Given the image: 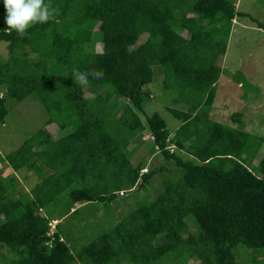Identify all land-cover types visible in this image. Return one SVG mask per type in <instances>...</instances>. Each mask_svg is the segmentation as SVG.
Here are the masks:
<instances>
[{"label": "trees", "instance_id": "obj_1", "mask_svg": "<svg viewBox=\"0 0 264 264\" xmlns=\"http://www.w3.org/2000/svg\"><path fill=\"white\" fill-rule=\"evenodd\" d=\"M51 3L58 9L55 17L34 24L23 38L6 31L1 21L6 16H0L7 55L0 62V124L8 98L20 102L30 96L48 114L44 126L55 112L62 133L52 139L39 129L13 152L0 155L2 169L37 177L27 198L16 194L14 174L0 173V246L13 257L0 255V264H188L192 259L237 264L245 250L253 253L247 257L255 264L264 252V139L244 131L236 113L230 117L234 127L206 116L214 84L225 73L215 63L224 53L216 36L228 33L227 22L249 15L236 11L235 0ZM97 38L100 52L94 51ZM73 69L103 70L104 77H89L90 85L82 87L73 80ZM155 80L180 94L187 106L185 112L165 107L182 121L173 131L156 112L144 122L140 118ZM116 98L125 104L118 105ZM144 131L146 136L129 146ZM146 140L163 162L139 174L143 163L132 155ZM246 159L256 165L247 168ZM155 175L159 190L152 195ZM125 189L148 194L99 235L92 230L98 221L84 223L80 229L88 236L74 238L82 241L78 249L69 244L68 218L80 220L81 207L95 212L96 205L109 215L116 193ZM55 215L67 220L48 235V222L60 218ZM159 228L161 238L155 235Z\"/></svg>", "mask_w": 264, "mask_h": 264}, {"label": "rangeland", "instance_id": "obj_2", "mask_svg": "<svg viewBox=\"0 0 264 264\" xmlns=\"http://www.w3.org/2000/svg\"><path fill=\"white\" fill-rule=\"evenodd\" d=\"M1 1L3 3V0ZM235 9L238 13L249 16L236 17L227 22L226 26L228 33L221 34L220 32V34L216 36L217 42L224 45V53L215 63L220 69H224L225 73L222 72L219 74L214 84V98L206 116L209 120L234 127L230 117L236 113L244 125V131L264 139V0H235ZM3 15L6 16L5 7L0 9V16ZM1 21L6 23L5 19ZM189 32H185L184 36L187 37ZM142 39L143 37H141V40ZM139 42L140 41H138V43ZM100 50L101 45L97 38L94 51L100 52ZM6 58L5 43L0 42V62H3ZM156 74V71H154V76H156ZM238 82H242V86H240ZM149 87L152 91V100L146 104L144 109L145 114H140L142 122H144V116H149L153 112H156L164 120L168 130H175L182 121L172 117L165 110V107H174L176 110L185 112L187 106L180 101L181 95L172 92L168 88L164 90L162 84L158 80L152 81ZM103 89L112 90L108 85H105ZM2 92L3 89L1 88L0 93ZM111 92L114 91L112 90ZM83 96H89V94H84ZM175 98L179 99V101L176 104H172V99ZM8 101V104H6L7 114L4 117L3 123L0 124V155L2 157L17 149L24 140L39 129L43 128L49 133L52 139L62 135V133L59 134L56 129L59 118L55 112L49 114L51 123L44 126V123L48 119V114L39 100L29 96L22 99L20 102L13 101L9 98ZM116 103L120 106L125 104L123 100L119 99L116 100ZM191 114L193 115L194 112ZM145 136L146 132L144 131L137 135L134 141L131 142L132 144L129 143V146H133L135 142ZM36 141V138L32 140L33 148L36 147ZM148 141L150 142V140H146L145 142ZM149 142L143 143V145L137 147V150L132 155L134 162H138L139 160L143 163L140 168L145 172H148L150 169H156L157 166L163 162L155 151L151 153V144ZM263 151L264 143L261 146L260 153ZM1 161L2 160H0V165L2 163ZM36 164L46 174H49L50 171L39 164L38 161H36ZM166 165L168 166L167 168H173L171 162L166 163ZM251 165L255 166L256 162L252 159H246L245 166L249 168ZM0 173L2 176L14 174L17 177L16 194L23 193L27 198H30L28 191L37 181V177L32 172H26L25 170L13 172L8 168L2 169L0 166ZM159 183L160 178L155 175V178L151 180L149 185V194L154 195L158 192ZM146 194H148L146 191H140L138 194H130L127 189L116 193V199L110 203L109 215H104L102 206L100 205H96L95 212L92 211V208L89 209V206L81 207L83 213L80 220L68 218V221H70L73 226L69 233V244L73 243L78 249V243H82V241L77 243L75 239H78L80 236L79 234L88 236L87 232H83V230L80 229V227L84 226V223H88V221L93 220V223L98 221V225H93L92 229L96 230L95 235H99L111 228L115 225L118 218L125 216L130 210V207L132 205L134 206V204ZM93 213L95 214L94 217H92ZM55 216L62 217V215ZM60 218H56L57 221L55 222L61 224L64 223V220H67L66 216ZM100 219L101 221L99 222ZM50 223L52 224V222ZM66 227L68 228V226ZM76 228L78 231H76ZM86 229H90V227ZM162 231L161 228L156 229L155 235L157 234V238H161ZM64 238L67 239V236ZM71 250L72 252L75 251L73 249ZM249 253L250 252L246 250L240 252L237 264H252L247 257ZM251 254L253 253L251 252L250 255ZM0 255L5 256L7 259H13L11 254L6 251L3 246H0ZM166 262L167 261L163 260V262L158 261L156 264H168ZM73 264L79 263L74 262ZM188 264H198V262L192 259ZM255 264H264V252L256 258Z\"/></svg>", "mask_w": 264, "mask_h": 264}, {"label": "clouds", "instance_id": "obj_3", "mask_svg": "<svg viewBox=\"0 0 264 264\" xmlns=\"http://www.w3.org/2000/svg\"><path fill=\"white\" fill-rule=\"evenodd\" d=\"M3 3L6 9V31H15L21 38L25 36L27 30L34 24L47 23L58 12V9L52 6L51 0H48L47 3L45 0H3ZM89 77L95 80H102L104 72L96 69L91 71L73 69L72 71L73 80L82 87L90 85ZM144 173L145 171L139 170V174Z\"/></svg>", "mask_w": 264, "mask_h": 264}, {"label": "built area", "instance_id": "obj_4", "mask_svg": "<svg viewBox=\"0 0 264 264\" xmlns=\"http://www.w3.org/2000/svg\"><path fill=\"white\" fill-rule=\"evenodd\" d=\"M55 223H56L55 221H52V224L51 223L48 224V226H49V233H48V235L49 234H52V232L54 231Z\"/></svg>", "mask_w": 264, "mask_h": 264}, {"label": "crops", "instance_id": "obj_5", "mask_svg": "<svg viewBox=\"0 0 264 264\" xmlns=\"http://www.w3.org/2000/svg\"><path fill=\"white\" fill-rule=\"evenodd\" d=\"M1 1V0H0ZM4 7V3L0 2V9Z\"/></svg>", "mask_w": 264, "mask_h": 264}]
</instances>
